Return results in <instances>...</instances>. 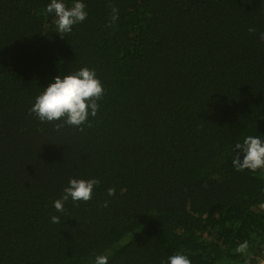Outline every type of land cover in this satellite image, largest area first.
Wrapping results in <instances>:
<instances>
[{"label":"trees","instance_id":"16d2710c","mask_svg":"<svg viewBox=\"0 0 264 264\" xmlns=\"http://www.w3.org/2000/svg\"><path fill=\"white\" fill-rule=\"evenodd\" d=\"M47 3L0 0V264H262L264 169L232 159L264 135V0H83L63 37ZM85 67L95 117L30 112ZM72 178L99 184L59 212Z\"/></svg>","mask_w":264,"mask_h":264},{"label":"clouds","instance_id":"9594fccd","mask_svg":"<svg viewBox=\"0 0 264 264\" xmlns=\"http://www.w3.org/2000/svg\"><path fill=\"white\" fill-rule=\"evenodd\" d=\"M46 12L54 17L56 33L63 37L64 34L71 33L73 26L83 22L87 18L86 5L83 0H71L68 4L65 0H49ZM117 12L113 9V13ZM116 16H113L115 19ZM255 31L254 28L249 29ZM264 40V33L260 34ZM104 92L103 85L97 78L94 70L81 68L67 75H57L43 91L38 94L33 102L30 112L41 122L61 121L68 126L81 127L88 118L97 115L99 105L97 101ZM236 154L232 159V165L237 170L256 171L264 169V135H248L242 142L235 145ZM99 184V180L76 179L68 181L61 198L53 201L55 210L62 212L66 201L87 202L91 199L94 187ZM115 190L108 189V195L113 196ZM52 223H58L59 217L53 215ZM247 247V242L239 246L238 251ZM94 264H109L107 255H97ZM167 264H191L189 258L176 253L168 257Z\"/></svg>","mask_w":264,"mask_h":264},{"label":"water","instance_id":"95a60500","mask_svg":"<svg viewBox=\"0 0 264 264\" xmlns=\"http://www.w3.org/2000/svg\"><path fill=\"white\" fill-rule=\"evenodd\" d=\"M262 264H264V261L262 262Z\"/></svg>","mask_w":264,"mask_h":264}]
</instances>
